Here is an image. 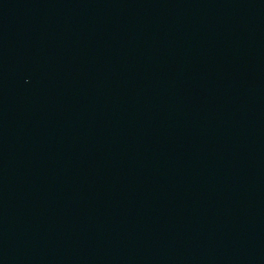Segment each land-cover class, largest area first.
Returning a JSON list of instances; mask_svg holds the SVG:
<instances>
[{"label": "water", "instance_id": "95a60500", "mask_svg": "<svg viewBox=\"0 0 264 264\" xmlns=\"http://www.w3.org/2000/svg\"><path fill=\"white\" fill-rule=\"evenodd\" d=\"M0 264H264V0H0Z\"/></svg>", "mask_w": 264, "mask_h": 264}]
</instances>
